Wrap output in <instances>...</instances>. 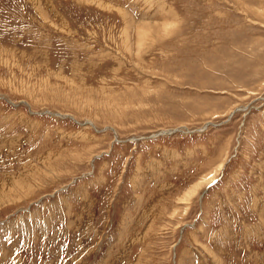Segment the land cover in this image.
<instances>
[{"label": "rangeland", "instance_id": "rangeland-1", "mask_svg": "<svg viewBox=\"0 0 264 264\" xmlns=\"http://www.w3.org/2000/svg\"><path fill=\"white\" fill-rule=\"evenodd\" d=\"M0 264H264V0H0Z\"/></svg>", "mask_w": 264, "mask_h": 264}, {"label": "bare ground", "instance_id": "bare-ground-1", "mask_svg": "<svg viewBox=\"0 0 264 264\" xmlns=\"http://www.w3.org/2000/svg\"><path fill=\"white\" fill-rule=\"evenodd\" d=\"M222 167H223V166H221V167L219 168V172H220V170H221V168H222ZM214 179H215V178H213V179L211 178V179H210V180L207 182V184H206V185H208V184L210 185V184H211V182H212ZM206 187H207V186H206Z\"/></svg>", "mask_w": 264, "mask_h": 264}, {"label": "water", "instance_id": "water-1", "mask_svg": "<svg viewBox=\"0 0 264 264\" xmlns=\"http://www.w3.org/2000/svg\"><path fill=\"white\" fill-rule=\"evenodd\" d=\"M216 181H217V180H215L213 183H215ZM213 183H212V184H213ZM212 184H211V185H212ZM211 185H210V186H211Z\"/></svg>", "mask_w": 264, "mask_h": 264}]
</instances>
